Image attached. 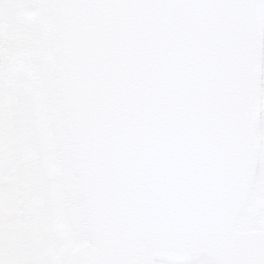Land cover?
I'll use <instances>...</instances> for the list:
<instances>
[{
  "label": "water",
  "instance_id": "water-1",
  "mask_svg": "<svg viewBox=\"0 0 264 264\" xmlns=\"http://www.w3.org/2000/svg\"><path fill=\"white\" fill-rule=\"evenodd\" d=\"M97 1L61 0V5L64 6L61 11L66 12L67 16L76 14L72 11L75 10L74 3H77L83 7H78V13L81 10L83 13L79 17L82 21L94 11L97 13L94 12L93 15H97L98 12L102 14L109 9L105 4L102 8H99L100 4L94 8ZM105 1L102 0L101 4ZM187 1L191 4L216 5L202 7L210 30L201 28L198 24V21L205 20L203 15L195 11L188 15L193 22L184 39H177L178 47L164 50L162 45H158L154 49L159 53L149 62L157 67V61L163 65L158 67L159 70L154 75V79H158L160 84L156 85L154 80L147 78L144 91L162 95L175 108L176 115L179 114L177 121L173 122L174 127L162 130L159 142L180 139L178 145L187 162H190V169L176 177L165 164L157 160L156 163H151L147 173H157L162 178L173 180L176 177L174 182L178 189L172 183V188L166 190V193L162 189L154 194L142 180L137 183L142 195L136 202L126 200L128 190L135 184L133 179L129 178L124 183L113 186L106 179L99 180L102 178L98 176L99 179L94 178L97 181L87 185L83 195L90 205L95 227L97 222L103 225L108 220L111 223V230L102 226L101 236L93 238L97 244L99 239L102 244L100 249L105 250L104 264H150L148 257L158 253L183 259L203 253L214 264H264V230L236 234L231 228L234 214L250 188L255 162L259 41L261 27L264 26V0H245L243 6L240 4L242 0ZM134 2L123 3L129 9L120 10L128 12ZM183 3L180 0L179 4ZM142 10L146 17L156 18L158 10L155 7L148 8V11ZM109 15L111 12L108 17ZM135 15L136 13L134 22L138 24L140 16ZM60 18L63 15H58L61 21ZM79 18L75 26H78ZM100 20L109 23L106 17H101ZM97 21L92 20L93 23ZM71 25L73 26V21ZM78 30H81L80 27ZM79 45L85 47L86 44L80 42ZM169 64L180 68V73L192 70L195 77L185 83L178 82L175 87L180 89H176L177 91L166 92L169 80L176 75L170 71L172 67ZM189 89L196 91L197 95L193 91L188 95ZM152 98L158 99L154 96ZM142 107L146 105L143 104ZM96 125L99 124L93 122L89 125L85 122L84 131L82 126L78 128L74 124L75 138L78 135V138L88 139L79 146V152H76L79 153V163L90 172L99 164L100 158H109L110 154L112 163L121 162L119 156L116 159L113 155L114 149L99 151L101 145L94 143L96 139L91 137ZM115 126L116 124L113 125ZM130 160L137 165L136 156H132ZM120 165L117 163V167H121ZM98 168L99 166L96 169ZM115 173L119 174V171L115 169ZM111 188H117V192L111 191ZM180 190L183 192L182 196ZM151 192L156 198L161 195L169 198L164 201L163 196L161 200L155 199L156 202L148 201ZM115 216L125 220L114 223L112 221ZM185 222L187 227H184ZM116 230L121 233L126 231L127 234L116 235ZM230 230L234 236L228 235L231 234ZM184 231L188 238H185ZM135 233L137 236L131 237ZM140 234L148 239H145L147 248L150 244L153 246L148 248L146 257L142 252Z\"/></svg>",
  "mask_w": 264,
  "mask_h": 264
},
{
  "label": "rangeland",
  "instance_id": "rangeland-1",
  "mask_svg": "<svg viewBox=\"0 0 264 264\" xmlns=\"http://www.w3.org/2000/svg\"><path fill=\"white\" fill-rule=\"evenodd\" d=\"M36 2L38 0H35ZM4 7L2 3H0V15H2V11ZM5 11V10H4ZM5 20L8 19L10 24L7 25V33L5 34L7 37H11L13 42L15 43L17 37L19 36H31V39L28 41V46L30 47V51L35 50L37 54H39L38 61L43 60L45 62H49V53L51 52L49 44V34L48 30L43 26L31 27L26 32L21 31V24L17 23L15 20H11L7 18V16L3 17ZM28 40V39H27ZM33 52V51H32ZM35 53V52H34ZM36 54V53H35ZM4 58V63L1 66L4 70L3 80L7 85H13V93L6 97L4 94V99L0 98V105L2 106V112H8L10 115L9 122L11 123V131L15 134V138L20 140V137L23 136L25 138V145L28 149L27 154H23L21 148L18 149L14 154L16 160L22 162L25 158L27 160H32L33 158L43 157L45 156L43 143L41 141V133H42V119L40 114L42 113V105L40 103L39 97L40 87H43L42 79L38 78V74L36 73L41 66H38L36 69L30 66L29 68H25L26 64L18 61L14 62L7 57L4 53L0 52V60ZM7 60V61H6ZM35 61V60H34ZM14 62V63H13ZM19 81V83H18ZM19 84V86H17ZM16 85V86H15ZM261 96H260V120H259V131H260V143H259V153L264 154V45L262 48L261 55ZM3 95H1L2 97ZM12 98V99H9ZM7 115H3L2 119ZM13 134V135H14ZM7 138V135L3 136ZM14 138V139H15ZM19 144V142H18ZM29 156V157H28ZM48 173L50 176H54L50 171L44 169L41 172L43 177H47ZM47 194V193H46ZM264 199V161H260L257 163L254 174L253 188L249 195V198L246 203V212L250 215L255 214L256 210L261 212L260 205L262 204ZM32 205H34L32 203ZM244 212V211H243ZM39 215L42 216L41 210L39 211ZM248 215V216H249ZM49 219L53 217L52 212L49 213ZM47 222V219H41L40 226L38 227L40 230L43 228V225ZM252 224V223H251ZM54 222H50L48 226H53ZM46 237L43 232H40L39 241L41 245V254L43 253V247L45 244ZM70 241H64L60 248H65L68 246ZM73 246V244H72ZM65 249L61 252L62 255L59 256L60 264H62L63 253Z\"/></svg>",
  "mask_w": 264,
  "mask_h": 264
},
{
  "label": "snow or ice",
  "instance_id": "snow-or-ice-1",
  "mask_svg": "<svg viewBox=\"0 0 264 264\" xmlns=\"http://www.w3.org/2000/svg\"><path fill=\"white\" fill-rule=\"evenodd\" d=\"M131 6V5H128ZM216 5H208V4H177V3H169L167 0H162V2L159 3H146L143 5V7L151 8H179V7H214Z\"/></svg>",
  "mask_w": 264,
  "mask_h": 264
},
{
  "label": "flooded vegetation",
  "instance_id": "flooded-vegetation-1",
  "mask_svg": "<svg viewBox=\"0 0 264 264\" xmlns=\"http://www.w3.org/2000/svg\"><path fill=\"white\" fill-rule=\"evenodd\" d=\"M1 264H14L13 259L3 258Z\"/></svg>",
  "mask_w": 264,
  "mask_h": 264
}]
</instances>
